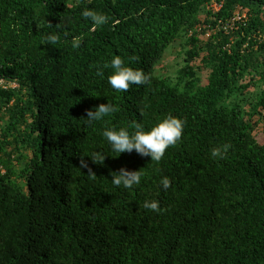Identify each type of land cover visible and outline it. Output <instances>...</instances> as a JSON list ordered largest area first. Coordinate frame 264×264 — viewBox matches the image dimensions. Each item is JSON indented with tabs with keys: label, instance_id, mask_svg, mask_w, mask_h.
I'll use <instances>...</instances> for the list:
<instances>
[{
	"label": "trees",
	"instance_id": "16d2710c",
	"mask_svg": "<svg viewBox=\"0 0 264 264\" xmlns=\"http://www.w3.org/2000/svg\"><path fill=\"white\" fill-rule=\"evenodd\" d=\"M115 56L150 82L117 92L110 67L97 75ZM108 102L89 124L85 109ZM167 114L185 124L159 163L103 136ZM121 167L140 183L113 185ZM0 264H264V0H0Z\"/></svg>",
	"mask_w": 264,
	"mask_h": 264
},
{
	"label": "clouds",
	"instance_id": "9594fccd",
	"mask_svg": "<svg viewBox=\"0 0 264 264\" xmlns=\"http://www.w3.org/2000/svg\"><path fill=\"white\" fill-rule=\"evenodd\" d=\"M115 2V0H113ZM83 18L92 21L95 26H102L106 24L109 17L103 13H99L92 9H84L81 13ZM47 22L48 26L52 24L47 21H41L37 24L40 27L42 23ZM60 23L56 25L59 28ZM60 41L58 34L47 35L45 43L55 45ZM82 43V37L76 36L71 40V45L74 49L80 48ZM130 59L135 60V57ZM111 68L113 71L108 75L107 80L113 89L117 92H127L131 85H144L150 82V76L146 75L143 70L133 69L132 67L125 66L124 60L120 56H115L111 60L110 64L105 63L103 67L97 68V75L103 76L105 68ZM117 109L111 103H101L95 108L85 109L86 119L89 124L95 121H100L108 116L110 113L116 112ZM143 110H141L142 112ZM185 122L172 115L167 114L163 119L157 121V123L150 128L145 130L144 125L139 122H133L130 127V132L126 128H106L103 132V136L107 139L108 143L114 152L117 153H131L135 150L142 157H150L151 161L159 163L166 150L169 147H174L181 140L183 135ZM231 145L224 143L222 145L213 147L211 149V157L217 159L227 158V153ZM105 156L96 153L91 160L97 164H103ZM80 168L86 169L90 179H95L96 173L89 166L88 162L82 157L80 159ZM112 183L113 185L120 187L123 186L126 189L132 188L134 185H138L141 180L142 172L130 171L125 167H121L118 171L112 172ZM163 188L166 190L171 186L170 179L165 176L160 181ZM143 207L157 213L166 211L161 209L159 202L156 200L145 201Z\"/></svg>",
	"mask_w": 264,
	"mask_h": 264
},
{
	"label": "rangeland",
	"instance_id": "374dc122",
	"mask_svg": "<svg viewBox=\"0 0 264 264\" xmlns=\"http://www.w3.org/2000/svg\"><path fill=\"white\" fill-rule=\"evenodd\" d=\"M173 48L175 50L180 49V42H176ZM182 64V59L177 58V53L174 52L173 49H170L162 63L161 70L163 74L168 73L169 75H175V71L177 70V68L181 67ZM12 87H16V85H12Z\"/></svg>",
	"mask_w": 264,
	"mask_h": 264
},
{
	"label": "built area",
	"instance_id": "2783aa9c",
	"mask_svg": "<svg viewBox=\"0 0 264 264\" xmlns=\"http://www.w3.org/2000/svg\"><path fill=\"white\" fill-rule=\"evenodd\" d=\"M212 8L215 10V11H218L220 8H221V5L216 3V2H213L212 3Z\"/></svg>",
	"mask_w": 264,
	"mask_h": 264
}]
</instances>
